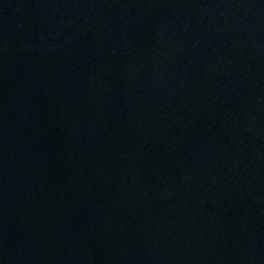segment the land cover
<instances>
[{
	"label": "water",
	"instance_id": "1",
	"mask_svg": "<svg viewBox=\"0 0 264 264\" xmlns=\"http://www.w3.org/2000/svg\"><path fill=\"white\" fill-rule=\"evenodd\" d=\"M0 264H264V0H0Z\"/></svg>",
	"mask_w": 264,
	"mask_h": 264
}]
</instances>
